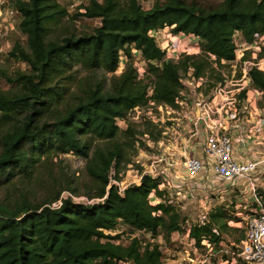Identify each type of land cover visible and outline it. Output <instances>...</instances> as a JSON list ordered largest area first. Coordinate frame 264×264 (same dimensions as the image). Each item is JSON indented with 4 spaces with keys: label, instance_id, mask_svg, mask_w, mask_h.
Segmentation results:
<instances>
[{
    "label": "trees",
    "instance_id": "obj_1",
    "mask_svg": "<svg viewBox=\"0 0 264 264\" xmlns=\"http://www.w3.org/2000/svg\"><path fill=\"white\" fill-rule=\"evenodd\" d=\"M11 9L25 43L15 42L8 55L26 71L11 78L0 69V264L165 263L159 243L142 233L125 239V231L116 233L121 228L160 237L167 251L174 245L171 236L184 233L194 248H203L205 241L217 251L234 221L225 209H214L204 225L189 229L180 211L165 202L150 203L151 193H161L147 176L122 197L115 187L107 190L109 172H119L126 150L144 147L141 136L156 142L161 134L150 123L120 130L116 120L143 104L149 88L155 103L177 108L181 74L191 70L204 79L216 73L214 64L234 60V34L246 43L264 36V0L211 6L157 0L147 10L138 0H89L72 15L57 0H11ZM64 20L71 30L49 39ZM73 22L88 28L77 31ZM166 27L175 36L196 38L200 53L183 54L176 63L166 60L151 36ZM135 56L143 63L142 78ZM216 74L207 91L221 80ZM250 77L264 101V73L252 69ZM61 155L85 161L84 193L102 201L83 205L61 198L64 192L79 196L77 183L56 162ZM60 198L61 206L51 208Z\"/></svg>",
    "mask_w": 264,
    "mask_h": 264
},
{
    "label": "built area",
    "instance_id": "obj_2",
    "mask_svg": "<svg viewBox=\"0 0 264 264\" xmlns=\"http://www.w3.org/2000/svg\"><path fill=\"white\" fill-rule=\"evenodd\" d=\"M8 1L0 0V6L6 5ZM16 14L11 9L6 12L7 18L2 19L0 12V39L4 40L0 53L11 47L7 37L16 27L8 19ZM165 29H169L171 33L170 28L163 30ZM163 30L153 32L151 36L165 52L166 60L176 63L181 55H192L186 47L170 45L168 41L162 40L160 32ZM173 36L177 41L183 37L196 39L192 36ZM233 38L237 47L235 59L228 63L221 62L224 66H231L233 75L229 77L222 74L221 80L206 95L201 90L204 86L203 79L195 78L192 71L188 70L181 74L183 89L176 101L177 108L155 103L151 99L152 89L149 88L143 104L130 109L125 118L116 120L120 130L126 129L129 124L150 123L160 131L161 138L151 142L144 135L147 140L144 153L150 156L146 163L137 159L128 165L129 169L135 164L140 169L135 180L132 183L127 182L129 169L128 172L117 173L112 168L108 176L107 190L115 187L118 195L122 197L126 188L138 185L142 177L147 176L158 182V191L161 193L160 197L154 195V192L151 193L149 201L150 198H155L156 204L165 202L181 211L187 207L193 195L198 194L193 193L195 189H201L200 193L208 189L212 191L209 192L212 196L224 187L233 190L246 189L250 193L251 208L244 219V237L237 257L241 264H264V189L259 192L264 182V107L259 106L263 93L253 87L250 77L252 69L264 73V57L260 56L264 47V36L255 35L251 43H246L237 34ZM198 53L199 48L194 55ZM186 96H190L192 100L189 101ZM122 178L125 179L121 180ZM68 196L76 204L83 205L103 200L71 196L66 192L62 193L61 198ZM61 198L51 208H59ZM205 199L207 200L206 194ZM206 200L196 222L186 221L189 229L193 225L200 226L207 222L213 206ZM121 229L116 233L125 231L133 238L142 233L150 242L155 241L147 233L132 232L130 228ZM185 236L188 238V234ZM204 243L206 242L203 241ZM236 263L235 261L233 264Z\"/></svg>",
    "mask_w": 264,
    "mask_h": 264
},
{
    "label": "rangeland",
    "instance_id": "obj_3",
    "mask_svg": "<svg viewBox=\"0 0 264 264\" xmlns=\"http://www.w3.org/2000/svg\"><path fill=\"white\" fill-rule=\"evenodd\" d=\"M61 5L66 6L68 10V15H72L75 12V9L79 7L80 5L88 3L89 0H57ZM157 0H138L140 6L147 10L152 7V5ZM186 1H192V0H186ZM200 2V4L205 6H211L214 4H217L221 2L222 0H196ZM11 10V0L8 1L6 5L0 6V12L2 13V19L7 18L6 12ZM12 22L15 24L19 22V20L16 18V16H13L11 19ZM73 25H75V28L77 31H82L83 27L88 28V25L85 24L82 25L80 22H73ZM94 26H96L94 24ZM68 27L71 30V26L69 24V21L64 20L60 23L58 27H55L49 34V39H55L59 38L63 32V30ZM162 35L160 38L164 41H168L170 45L177 44L181 45V47H186V50L189 51L192 55H194L198 50V41L196 39H191L189 37L181 38L180 41H177L175 37L170 33L169 29L163 30ZM7 40L9 41V44L11 47L15 42L20 43L21 45L25 43V37L20 34L19 30L15 28V30L11 31L9 36L7 37ZM177 41V42H176ZM4 46V40L0 39V47ZM10 49H5L2 53H0V69H5L7 73L12 78L17 71H26V67H22L20 64V61L9 57L8 52ZM261 54L264 57V47L261 50ZM247 55V53L245 54ZM248 56V55H247ZM261 56V55H260ZM262 57V56H261ZM134 61L136 63V66L139 70V74L141 78L144 76L142 75V62L140 59H138V56H135ZM125 65V61L122 60L120 63V68H122ZM214 67V66H213ZM216 73H220L225 76H231L232 68L230 65H223V66H216L214 67ZM239 71V68L237 67V72ZM216 73H208L207 77L203 79V85L202 86V94L206 95L208 92V85L215 82V78L217 76ZM118 74V73H117ZM236 74V71H235ZM83 75V73H82ZM0 84L3 85V80L0 78ZM7 86H2V89H5ZM186 98L190 101L192 98L190 96H186ZM264 103V101H260V104ZM264 107V104H263ZM139 131L142 130V127L138 128ZM254 131V130H251ZM161 138V134L159 139ZM139 141L144 145L142 146H135L133 149H127L125 154V162L121 163L119 171H127L128 165L132 164L134 160H139L141 163H146L148 157L150 155H146V138L143 136L139 137ZM158 139V140H159ZM150 141L153 142L150 138ZM154 150V149H153ZM148 151V150H147ZM147 156V157H146ZM61 161V166L64 168L68 174L71 176V178L74 179L76 184V187L79 189V196L86 197L84 190H83V183H86V175L84 171L85 161L77 156L74 155H61L56 158V162ZM57 170L58 167H55ZM130 173L127 175V182L132 183L133 180H135V176L140 172V169L138 166L133 165L132 168L129 169ZM128 172V171H127ZM125 178H122L121 180H124ZM262 189H264V182L262 185ZM201 189L196 190L193 193H198L197 195H193V199L187 204V207L183 210H181L182 216L185 217V223L187 226V222L194 223L198 219L199 214L201 213L200 210H202V207L204 206V197L206 194L207 197V203L210 202L213 206V209L217 208H223L230 215L234 218V221H230L228 223L229 227L232 228L230 231H227L222 235L224 238V241L220 244V248L217 251H213L209 246L204 243L203 248H194L193 242H191L190 239L185 236L186 234H174L171 236V240L174 243V245L168 249L165 247L164 241L158 237L155 241L161 245V248L164 249L166 255V260L164 264H233L235 261L236 264H241L240 258L237 257V254L239 252V246L240 242L243 240L244 237V227H245V217L251 208V202H250V193L246 191V189H231V188H221L220 192H217L213 194L214 196L210 195L212 191H209L206 189V191L203 190L202 193H200ZM1 196V194H0ZM155 198H150V202L152 205L156 204ZM243 219V221H242ZM187 221V222H186ZM236 229V230H233ZM122 229H119L121 231ZM114 234V233H112ZM124 238L128 237L129 235L124 234ZM143 238L148 240V237L144 234ZM140 235V237H141ZM151 239V237H150ZM239 239V242H236ZM127 243V242H126ZM176 251V252H174ZM235 258V259H234Z\"/></svg>",
    "mask_w": 264,
    "mask_h": 264
},
{
    "label": "crops",
    "instance_id": "obj_4",
    "mask_svg": "<svg viewBox=\"0 0 264 264\" xmlns=\"http://www.w3.org/2000/svg\"><path fill=\"white\" fill-rule=\"evenodd\" d=\"M184 38V37H183ZM186 38V37H185Z\"/></svg>",
    "mask_w": 264,
    "mask_h": 264
}]
</instances>
